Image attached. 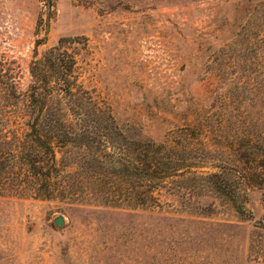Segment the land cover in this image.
<instances>
[{
    "label": "rangeland",
    "instance_id": "obj_1",
    "mask_svg": "<svg viewBox=\"0 0 264 264\" xmlns=\"http://www.w3.org/2000/svg\"><path fill=\"white\" fill-rule=\"evenodd\" d=\"M58 45L76 54L81 92L120 129L203 178L170 172L153 188L157 204L139 207L2 192L0 264H248L255 247L264 254V0H0V73L17 92ZM66 150L61 167L80 168Z\"/></svg>",
    "mask_w": 264,
    "mask_h": 264
},
{
    "label": "trees",
    "instance_id": "obj_2",
    "mask_svg": "<svg viewBox=\"0 0 264 264\" xmlns=\"http://www.w3.org/2000/svg\"><path fill=\"white\" fill-rule=\"evenodd\" d=\"M77 68L76 54L58 45L32 62V82L24 93L17 92L15 79L0 73V193L94 196L104 204L153 206V188L169 175L192 172L203 178L177 159L168 162L162 145L128 136L111 113L81 92ZM59 148L77 154L80 168L65 171ZM238 176L245 178L240 170ZM219 192L230 194L221 186ZM237 210L244 212L243 204ZM254 250L248 264H264L260 246Z\"/></svg>",
    "mask_w": 264,
    "mask_h": 264
},
{
    "label": "water",
    "instance_id": "obj_3",
    "mask_svg": "<svg viewBox=\"0 0 264 264\" xmlns=\"http://www.w3.org/2000/svg\"><path fill=\"white\" fill-rule=\"evenodd\" d=\"M56 224L58 226H61L64 224V218L63 217H57L56 220H55Z\"/></svg>",
    "mask_w": 264,
    "mask_h": 264
}]
</instances>
